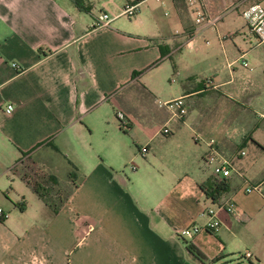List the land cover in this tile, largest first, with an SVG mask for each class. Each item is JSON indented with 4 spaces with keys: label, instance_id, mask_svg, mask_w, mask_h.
Returning <instances> with one entry per match:
<instances>
[{
    "label": "crops",
    "instance_id": "obj_1",
    "mask_svg": "<svg viewBox=\"0 0 264 264\" xmlns=\"http://www.w3.org/2000/svg\"><path fill=\"white\" fill-rule=\"evenodd\" d=\"M134 1L0 0V264H220L234 245L246 264L262 261L232 226L264 223V203L242 193L264 179V122L253 116L264 48L239 16L264 0H196L216 19L208 28L185 0L117 16ZM99 13L105 27L93 26ZM175 98L185 114L169 119L155 104ZM211 152L225 178L203 163ZM25 161L40 180L17 168ZM208 178L226 186L214 202L198 188ZM41 182L68 191L46 205L32 191ZM226 201L239 217L219 211L215 233L176 237Z\"/></svg>",
    "mask_w": 264,
    "mask_h": 264
},
{
    "label": "built area",
    "instance_id": "obj_2",
    "mask_svg": "<svg viewBox=\"0 0 264 264\" xmlns=\"http://www.w3.org/2000/svg\"><path fill=\"white\" fill-rule=\"evenodd\" d=\"M144 0H135L133 3L125 4L117 16H122L123 18L129 19L133 16L134 9L138 3ZM157 1V0H155ZM186 5L191 8L194 15L193 23L200 28L211 27L214 25L216 19H207L204 18L200 10L196 6V0H185ZM241 20L243 21L247 31L253 36L255 44L264 48V6L252 3L247 5L239 13ZM110 18L107 14L99 13L94 20V27H105ZM244 66V64H242ZM156 107L162 108L167 114L169 119H179L182 118L185 114V109L181 98L171 99L165 102H156ZM11 110L9 105H6L3 109L4 114H8ZM253 116L257 121L264 122V93L262 94L260 101L253 111ZM116 118L121 119L119 114H116ZM162 135L167 134V130L162 128L160 130ZM144 148L139 149V153L142 154ZM242 152H239L238 155H242ZM203 163L206 166H210V173L213 177L225 178L229 173L228 164L221 160H216L214 153H209L203 160ZM128 169L132 171L134 169L133 164L128 165ZM242 193L244 195L253 194L260 198L264 203V179L256 183H244L242 187ZM219 211H223L228 216L239 217L241 213L236 210V208L230 202H223L214 206L213 208L203 209L200 213V216L204 218V223L201 227L190 225L186 228H183L176 232V237L179 239H188L192 235L196 234L200 230H204L208 233H215L220 225L216 214ZM0 218L3 219L4 215L0 212ZM243 257L247 258L248 255L244 254Z\"/></svg>",
    "mask_w": 264,
    "mask_h": 264
},
{
    "label": "rangeland",
    "instance_id": "obj_3",
    "mask_svg": "<svg viewBox=\"0 0 264 264\" xmlns=\"http://www.w3.org/2000/svg\"><path fill=\"white\" fill-rule=\"evenodd\" d=\"M260 133L264 136V129L263 132L260 131ZM264 141V137H263ZM264 148V143H263ZM18 169H22L23 172L28 176L33 178V180H40L37 173L34 171L32 167L28 165V163L25 161L22 164H17ZM123 173H125V170H123ZM40 183V182H39ZM41 191L45 196L47 203L56 204L58 198H61L65 195L66 191H68L67 187H62L61 184H58V186L53 189H51L50 185H47L45 182H41ZM233 229H236L238 232L241 233V231H248L251 235L249 238V242L246 245V251H253L254 253H257L261 257V262L259 264H264V223L258 222V221H250L247 224H235L232 226ZM231 249H233V253L230 254V256H227L226 261L220 263V264H246V260L241 258V255H243L244 251L243 248H241L239 245L231 246ZM237 251V252H235ZM236 262V263H235ZM254 262V260H253Z\"/></svg>",
    "mask_w": 264,
    "mask_h": 264
},
{
    "label": "trees",
    "instance_id": "obj_4",
    "mask_svg": "<svg viewBox=\"0 0 264 264\" xmlns=\"http://www.w3.org/2000/svg\"><path fill=\"white\" fill-rule=\"evenodd\" d=\"M76 0H73V3L75 4ZM71 173L67 174V177L70 179L72 182L71 178ZM199 190L201 191L202 195L208 199L210 202H214L218 199V197L225 191L226 186L225 183L222 180H214L213 178H208L204 181V183L200 184L198 186ZM32 191L34 194L42 200L44 204H48L46 202L45 196L42 193L40 189H38L36 186L32 187ZM52 212H54V208L51 209ZM1 221V218H0ZM186 251L194 257L196 260L200 261V255L189 245H185Z\"/></svg>",
    "mask_w": 264,
    "mask_h": 264
}]
</instances>
